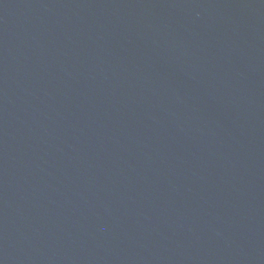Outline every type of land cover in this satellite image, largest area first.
<instances>
[{"label":"water","instance_id":"95a60500","mask_svg":"<svg viewBox=\"0 0 264 264\" xmlns=\"http://www.w3.org/2000/svg\"><path fill=\"white\" fill-rule=\"evenodd\" d=\"M0 264H264V0H0Z\"/></svg>","mask_w":264,"mask_h":264}]
</instances>
